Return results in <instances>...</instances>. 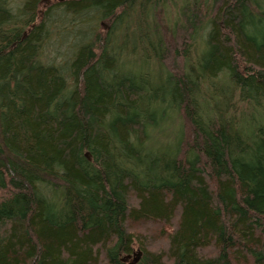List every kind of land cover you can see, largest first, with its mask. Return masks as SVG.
Segmentation results:
<instances>
[{
    "label": "trees",
    "instance_id": "1",
    "mask_svg": "<svg viewBox=\"0 0 264 264\" xmlns=\"http://www.w3.org/2000/svg\"><path fill=\"white\" fill-rule=\"evenodd\" d=\"M0 0V264H264V0Z\"/></svg>",
    "mask_w": 264,
    "mask_h": 264
},
{
    "label": "rangeland",
    "instance_id": "2",
    "mask_svg": "<svg viewBox=\"0 0 264 264\" xmlns=\"http://www.w3.org/2000/svg\"><path fill=\"white\" fill-rule=\"evenodd\" d=\"M57 1L58 0H47L46 3H48V5H50L53 2H57ZM62 1H64V0H62ZM3 196H4V193L3 192H0V197H3ZM139 250H141V253H143L142 252V249H141V246H139L138 244H136L135 245V250H134V255H133V257L129 258V260H128V263L129 264H135V259L138 258V252H139ZM141 257H142V255H141Z\"/></svg>",
    "mask_w": 264,
    "mask_h": 264
},
{
    "label": "water",
    "instance_id": "3",
    "mask_svg": "<svg viewBox=\"0 0 264 264\" xmlns=\"http://www.w3.org/2000/svg\"><path fill=\"white\" fill-rule=\"evenodd\" d=\"M141 255H142L141 250H139V252H138V258L135 259V264L140 260Z\"/></svg>",
    "mask_w": 264,
    "mask_h": 264
}]
</instances>
